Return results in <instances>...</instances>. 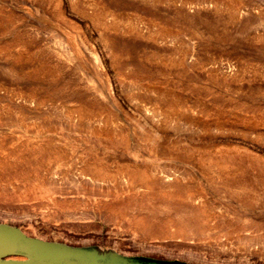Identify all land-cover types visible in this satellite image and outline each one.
<instances>
[{
    "label": "rangeland",
    "instance_id": "374dc122",
    "mask_svg": "<svg viewBox=\"0 0 264 264\" xmlns=\"http://www.w3.org/2000/svg\"><path fill=\"white\" fill-rule=\"evenodd\" d=\"M3 225L264 264V0H0Z\"/></svg>",
    "mask_w": 264,
    "mask_h": 264
},
{
    "label": "water",
    "instance_id": "95a60500",
    "mask_svg": "<svg viewBox=\"0 0 264 264\" xmlns=\"http://www.w3.org/2000/svg\"><path fill=\"white\" fill-rule=\"evenodd\" d=\"M0 230H6L15 235L11 242L0 244V258L6 254L24 252L30 258L25 264H141L133 261V258L121 259L119 255L110 250L103 251L91 247L73 248L46 243L25 236L19 229L4 225L0 226ZM0 264L6 263L0 259Z\"/></svg>",
    "mask_w": 264,
    "mask_h": 264
},
{
    "label": "crops",
    "instance_id": "0c3cea01",
    "mask_svg": "<svg viewBox=\"0 0 264 264\" xmlns=\"http://www.w3.org/2000/svg\"><path fill=\"white\" fill-rule=\"evenodd\" d=\"M88 239H83L81 241H87ZM1 261H4L6 264H25L30 260L29 256H27L24 252H19L17 254H6L2 256ZM37 262V261H36Z\"/></svg>",
    "mask_w": 264,
    "mask_h": 264
}]
</instances>
